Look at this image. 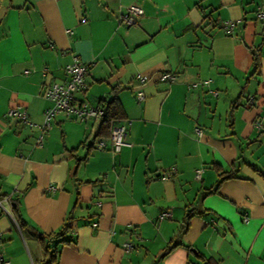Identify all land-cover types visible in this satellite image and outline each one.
<instances>
[{
	"label": "crops",
	"instance_id": "0c3cea01",
	"mask_svg": "<svg viewBox=\"0 0 264 264\" xmlns=\"http://www.w3.org/2000/svg\"><path fill=\"white\" fill-rule=\"evenodd\" d=\"M130 4L144 13L127 25L119 16ZM259 6L264 0H0V264L44 258L38 236L18 225L16 199L44 233L72 212L75 239L59 243L50 264H264ZM74 56L89 64L78 96L102 104L116 91L129 121L119 151L95 146L98 117L58 113L40 129L51 104L43 88L67 80ZM13 105L33 125L8 116ZM219 170L233 176L215 188Z\"/></svg>",
	"mask_w": 264,
	"mask_h": 264
},
{
	"label": "built area",
	"instance_id": "2783aa9c",
	"mask_svg": "<svg viewBox=\"0 0 264 264\" xmlns=\"http://www.w3.org/2000/svg\"><path fill=\"white\" fill-rule=\"evenodd\" d=\"M144 13V9L137 4H130L127 6L126 11L121 13L119 20L127 25H131L136 22V18ZM256 16L259 19H264V7L259 6L256 11ZM226 29L230 30L233 23L230 21L225 22ZM89 64L81 61L78 57L74 56L73 60L66 64L64 67L68 78L65 82H52L45 84L42 95L48 101H50V106L46 108L44 113V120L40 126L43 131L47 128L51 120L58 113H63L67 117L74 119H85L89 117L101 118L103 115V106L100 103L92 104L86 98L80 97L77 93H84L87 90L88 84L85 80V76L88 73ZM170 80H174L175 77L172 75H167ZM147 78L146 75H140L139 81L143 82ZM137 99H143L144 93L141 89L136 90ZM7 115L15 117L16 119L33 125L30 121L27 112L20 108L18 105H13L8 108ZM127 119H121L114 122L110 129V134L108 139L105 136H100L97 138L95 146L101 148L105 146L106 142L109 141L112 149L114 151H119L122 146L128 145L127 140ZM258 127V126H257ZM42 134L37 138V142L40 143ZM173 170V168L171 169ZM171 170L164 171L163 178H169ZM201 170L196 171V176L200 175ZM168 215L167 212H161L160 217ZM93 225H96L94 222ZM1 239V231H0ZM129 247V244H126ZM7 263V260H3Z\"/></svg>",
	"mask_w": 264,
	"mask_h": 264
},
{
	"label": "trees",
	"instance_id": "16d2710c",
	"mask_svg": "<svg viewBox=\"0 0 264 264\" xmlns=\"http://www.w3.org/2000/svg\"><path fill=\"white\" fill-rule=\"evenodd\" d=\"M253 65L255 69H257V67L259 66V57L255 51H253ZM102 106L103 108L106 109V113L105 115L103 114L101 116V125L98 135L101 134L106 137L109 136L110 134V129L112 124L114 122L123 119L122 112L120 109V103L116 95V91H114V94L111 99L102 103ZM83 145L86 146L87 150L89 151L94 144L92 140L88 141V137H87L83 141ZM223 173L224 171L219 170V178L217 180L215 188L218 186L221 180L233 176L232 172L226 173L224 175ZM15 202L16 204L13 206V211L19 227L22 229L23 232L26 229L30 228L38 236L44 251V258L42 259L41 264H50L55 260L56 254L59 252L57 249V245L59 243H68L74 241L75 239L73 234V225H72L74 216L72 215V212L69 211V213L67 214V216L65 217V219L62 221L61 225L57 229L49 233H44L42 231H37L36 229H34L35 227L30 225L22 217V215L20 214V209L18 208L19 201L16 199Z\"/></svg>",
	"mask_w": 264,
	"mask_h": 264
},
{
	"label": "water",
	"instance_id": "95a60500",
	"mask_svg": "<svg viewBox=\"0 0 264 264\" xmlns=\"http://www.w3.org/2000/svg\"><path fill=\"white\" fill-rule=\"evenodd\" d=\"M105 113H106V109H105V108H103V114L105 115Z\"/></svg>",
	"mask_w": 264,
	"mask_h": 264
}]
</instances>
